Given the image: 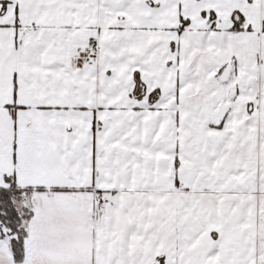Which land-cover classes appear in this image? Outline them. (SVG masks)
<instances>
[{"label":"snow or ice","instance_id":"obj_1","mask_svg":"<svg viewBox=\"0 0 264 264\" xmlns=\"http://www.w3.org/2000/svg\"><path fill=\"white\" fill-rule=\"evenodd\" d=\"M0 264H264V0H0Z\"/></svg>","mask_w":264,"mask_h":264}]
</instances>
